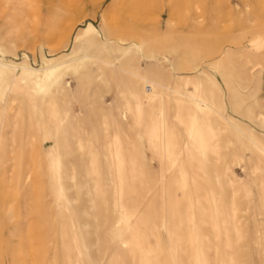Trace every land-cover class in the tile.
I'll list each match as a JSON object with an SVG mask.
<instances>
[{"label": "rangeland", "instance_id": "obj_1", "mask_svg": "<svg viewBox=\"0 0 264 264\" xmlns=\"http://www.w3.org/2000/svg\"><path fill=\"white\" fill-rule=\"evenodd\" d=\"M0 264H264V0H0Z\"/></svg>", "mask_w": 264, "mask_h": 264}]
</instances>
